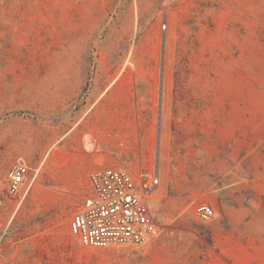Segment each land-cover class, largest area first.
Segmentation results:
<instances>
[{"label": "rangeland", "instance_id": "obj_1", "mask_svg": "<svg viewBox=\"0 0 264 264\" xmlns=\"http://www.w3.org/2000/svg\"><path fill=\"white\" fill-rule=\"evenodd\" d=\"M106 88L149 157L118 164L158 175L157 231L94 249L69 231L90 189H65L61 137ZM18 158L37 171L16 207ZM0 200V264H264V0H0Z\"/></svg>", "mask_w": 264, "mask_h": 264}, {"label": "built area", "instance_id": "obj_2", "mask_svg": "<svg viewBox=\"0 0 264 264\" xmlns=\"http://www.w3.org/2000/svg\"><path fill=\"white\" fill-rule=\"evenodd\" d=\"M29 171L27 162L18 158L6 173L4 192L15 199L16 207L34 181L36 172L28 178ZM88 181L90 191L69 222L70 234L82 246L106 249L140 245L154 237L157 226L149 201L158 187L157 173L137 177L122 169L106 168L93 171ZM195 212L201 220L214 216L213 208L206 204L196 206Z\"/></svg>", "mask_w": 264, "mask_h": 264}, {"label": "crops", "instance_id": "obj_3", "mask_svg": "<svg viewBox=\"0 0 264 264\" xmlns=\"http://www.w3.org/2000/svg\"><path fill=\"white\" fill-rule=\"evenodd\" d=\"M114 94L119 92L110 88L91 91L86 112L78 116L69 131L71 146L65 143V135L61 137L63 152L70 153V157L65 156V166L61 170V176L67 179L65 189L69 190L74 182L87 179L93 171L120 167L123 170L120 162L139 163L143 167L148 160L146 154L135 157L134 135L127 128L129 118L126 114L130 103L125 96Z\"/></svg>", "mask_w": 264, "mask_h": 264}, {"label": "bare ground", "instance_id": "obj_4", "mask_svg": "<svg viewBox=\"0 0 264 264\" xmlns=\"http://www.w3.org/2000/svg\"><path fill=\"white\" fill-rule=\"evenodd\" d=\"M35 172L37 171V170H34Z\"/></svg>", "mask_w": 264, "mask_h": 264}]
</instances>
